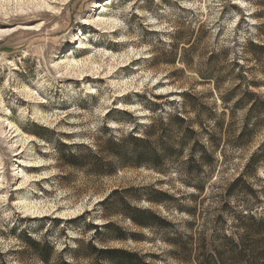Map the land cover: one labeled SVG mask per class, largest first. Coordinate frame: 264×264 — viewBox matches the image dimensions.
Segmentation results:
<instances>
[{
    "label": "rangeland",
    "instance_id": "rangeland-1",
    "mask_svg": "<svg viewBox=\"0 0 264 264\" xmlns=\"http://www.w3.org/2000/svg\"><path fill=\"white\" fill-rule=\"evenodd\" d=\"M49 1L50 8H39L38 1L0 0V34H8L0 36V112L12 111L10 121L21 134L20 148L12 150L0 140L5 184L0 190V264H46L45 254L52 260L47 264L64 259L94 264L91 242L103 246L101 238L114 233L126 239H110L108 247L152 254L153 264H183L169 253L160 232L137 228L120 214L105 217L112 205L101 201L116 189L133 187L132 196L162 189L171 197L169 209L143 199L138 204L157 210L173 229L183 231L189 216L174 212V200L194 190L175 170L141 166L111 172L109 141L131 132L141 135L145 125L179 110L183 91L199 96L214 91V97L203 100L212 105L217 99L221 111L218 92L201 83L196 70L212 52L226 50L231 64L245 42L264 43V17L255 15L264 0ZM26 25L35 29H21ZM183 54L190 65L181 60ZM250 58L247 53L239 59L251 70L247 78L262 80ZM75 59L91 61L82 75L67 71ZM231 86L227 83L223 91ZM252 89L264 95V85ZM263 141L264 126L246 149H226L233 161L221 169L222 181L237 176ZM19 149L22 165L14 156ZM78 155L89 157L80 159L83 166L76 165L73 156ZM94 156L110 173L93 170ZM252 182L256 189L264 186V168ZM179 202L191 204L190 198ZM197 210L198 231L202 206ZM107 222L114 226L105 228Z\"/></svg>",
    "mask_w": 264,
    "mask_h": 264
},
{
    "label": "trees",
    "instance_id": "trees-1",
    "mask_svg": "<svg viewBox=\"0 0 264 264\" xmlns=\"http://www.w3.org/2000/svg\"><path fill=\"white\" fill-rule=\"evenodd\" d=\"M259 9L255 15L264 17V8ZM188 42L192 43L189 48H193V41ZM242 50L231 64L226 50L212 52L196 70L201 83L212 84L218 92L221 111V108L217 110V99L212 105L203 100L214 97V91L205 96L183 91L179 110L145 125L141 135L131 132L109 141L108 153L112 159L107 167L111 172L141 166L163 173L175 170L185 186L194 190L174 200V212L189 216L182 225L183 231L173 229L175 226L157 210L138 204L143 199L150 205L160 204L169 209L171 197L162 189L142 192L139 196H132V191L136 190L133 187L116 189L101 201L104 205H112L110 213H104L105 217L120 214L137 228L160 232L170 247L169 253L183 264H264V198L261 196L264 186L256 189L252 182L258 170L264 168V141L248 156L243 169L230 182L222 181L219 176L221 169L233 161L225 154L226 149H246L264 126V95L252 89L264 85V43L247 41ZM247 53L256 63L254 69L263 75L262 80L247 78L251 70L239 62ZM182 56L181 60L190 65L192 60ZM229 82L232 86L223 91ZM239 112L243 113L242 119H238ZM190 113L194 116L190 117ZM73 157L78 166H83L80 159L85 162L89 158ZM95 160V172L110 173L101 158L96 156ZM216 172L218 176L214 179ZM187 198H190V205L179 202ZM206 200H215V206H205ZM199 205L203 213L197 231ZM214 214V218L209 217ZM104 225L105 228L114 226L111 222ZM131 238L137 240L135 234H131ZM110 239L124 240L126 237L114 233L101 238L103 246L91 242L94 264H153L152 254L108 247L106 243ZM77 254L76 251L75 258ZM41 257L46 264L52 261L46 254ZM57 264L76 263L64 259Z\"/></svg>",
    "mask_w": 264,
    "mask_h": 264
},
{
    "label": "bare ground",
    "instance_id": "bare-ground-1",
    "mask_svg": "<svg viewBox=\"0 0 264 264\" xmlns=\"http://www.w3.org/2000/svg\"><path fill=\"white\" fill-rule=\"evenodd\" d=\"M24 1V0H21ZM38 1L39 4V8H43V7H51L50 1L49 0H31V2H35ZM105 8V7H104ZM100 19V18H98ZM103 20H106L105 18ZM99 20H97L98 23ZM21 29L24 30H33L35 29L32 26H23L21 27ZM4 32V31H1ZM1 35H8L7 33H3L0 34ZM83 44V43H82ZM83 48H88L87 45H84ZM90 61V59H84L83 61H79L77 59H75L73 62L68 63L67 66V71H75L79 74L82 75V73L84 72V68L87 66V62ZM91 62V61H90ZM86 69V68H85ZM28 97H32V91H27L26 89H24L23 91ZM1 96H0V100H1ZM9 111L7 113H3L0 112V140L6 144L7 147L11 148L12 150L14 148H17L19 146L20 148V137L21 134L19 133L20 130L19 128L14 125V123H12L10 121V118L13 117L12 115V111L10 109H8ZM12 115V116H11ZM23 148V147H22ZM16 151V155H14L15 157H17V162H20L21 165L24 163V160L22 159V157H20L19 155L23 154V150H15ZM3 158H0V170L2 169L3 166ZM37 167V166H35ZM30 178L29 176H25V178ZM4 179L0 177V190H2L4 188ZM26 207H29V205L27 204ZM32 209V207H29L28 209H26V211H30Z\"/></svg>",
    "mask_w": 264,
    "mask_h": 264
}]
</instances>
